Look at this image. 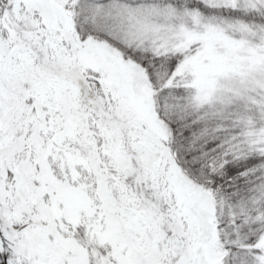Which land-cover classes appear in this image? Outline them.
<instances>
[{
	"label": "snow or ice",
	"instance_id": "6c2138e0",
	"mask_svg": "<svg viewBox=\"0 0 264 264\" xmlns=\"http://www.w3.org/2000/svg\"><path fill=\"white\" fill-rule=\"evenodd\" d=\"M0 264H264V0H0Z\"/></svg>",
	"mask_w": 264,
	"mask_h": 264
}]
</instances>
